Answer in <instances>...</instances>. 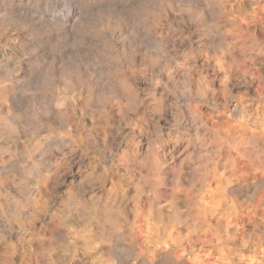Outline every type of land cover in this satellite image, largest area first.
<instances>
[{
	"label": "clouds",
	"instance_id": "clouds-1",
	"mask_svg": "<svg viewBox=\"0 0 264 264\" xmlns=\"http://www.w3.org/2000/svg\"><path fill=\"white\" fill-rule=\"evenodd\" d=\"M0 264H264V0H0Z\"/></svg>",
	"mask_w": 264,
	"mask_h": 264
}]
</instances>
